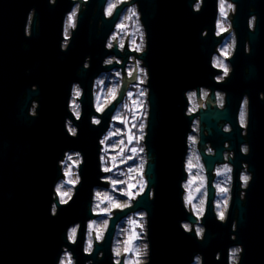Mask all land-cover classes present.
Here are the masks:
<instances>
[{"label":"water","instance_id":"1","mask_svg":"<svg viewBox=\"0 0 264 264\" xmlns=\"http://www.w3.org/2000/svg\"><path fill=\"white\" fill-rule=\"evenodd\" d=\"M231 1L237 4L232 16L237 42L229 60L233 69L225 81L226 105H213L212 92L206 108L193 114H187L184 93L202 81L217 85L219 70L211 61L229 32L217 35L219 0H203L198 11L192 7L195 0L124 1L111 17L105 15L106 0H87L65 47L64 17L76 0H57L54 5L44 0L43 23L36 25L37 11L30 34L15 17L11 23L0 21V264H59L64 247L73 252L77 264L88 260L104 264L112 259L118 224L139 211L146 212L149 245L148 259L141 264H193L197 255L201 264H231L232 246L241 247L237 264H264V99L259 97V90L264 91V0ZM134 2L140 3L147 31L146 49L139 55L148 70L147 183L131 205L111 210L114 214L102 241L96 242L92 229L94 248L86 253L87 224L98 215L92 204L94 192L110 187L109 171L102 164V138L137 75L136 65L130 77L125 70L130 54L135 53L128 45L124 52L117 41L112 48L106 45L120 13ZM253 13L258 14L254 30L249 21ZM111 56L123 60L105 64ZM115 68L122 69L123 82L118 95L100 113L93 99L95 77ZM76 83L81 89L79 117L71 110L70 100ZM242 86L252 91L250 153L245 156L237 151L243 138L235 89ZM33 105L34 113L30 112ZM195 115L200 118L199 146L209 177L202 237L194 227L184 226V222H198L187 210L182 185ZM94 116H99V122L92 120ZM69 121L76 128L74 133ZM221 121L229 122L232 129L224 131ZM225 140L236 149L232 159L236 172L239 159L245 158L252 179L245 199L239 194L238 180L234 182L228 217L222 220L213 208L212 176L216 162L224 159L221 144ZM207 141L213 142L214 154H207ZM71 151L82 157L80 180L71 198L62 202L56 186L65 176L61 162ZM75 224L79 229L72 242L68 235Z\"/></svg>","mask_w":264,"mask_h":264},{"label":"flooded vegetation","instance_id":"2","mask_svg":"<svg viewBox=\"0 0 264 264\" xmlns=\"http://www.w3.org/2000/svg\"><path fill=\"white\" fill-rule=\"evenodd\" d=\"M84 2L81 3V1L76 0L75 4H73L72 8L65 14L64 22H63V45L64 47L68 43L72 30L75 28L78 20L79 12L85 8V2L87 0H83ZM124 1H131V0H106L105 4V15L106 17H111L118 5L121 4V2ZM57 2V0H48V3L50 5H54ZM41 4V7L39 6ZM44 0H0V21L11 23L13 22V19H17L19 23L25 24V29L27 34L31 33V28L34 23V20L36 18V25L39 26L43 23V17H44ZM48 4V5H49ZM188 7V6H185ZM193 10H201L203 7V0H195L192 6ZM237 4L229 1L219 0L218 3V17H217V29L219 27V24L223 22H227L228 27L226 29H223L222 31L218 32L217 35H220L221 33L228 32L226 36L222 39L221 43L218 45L216 52L214 53L212 57V64L215 68H217L219 71L215 75V82L217 83L216 86L209 85V83L201 82L199 85H196L192 88H189L184 94L186 95L188 99V109L187 114H193L198 112L200 107L206 108L207 102L210 101V96L212 92H214L216 100L213 105H218L220 108H224L226 105L228 90L226 89V82L231 75L232 72V64L229 61L231 56L234 54V49L236 48V42H237V35L235 33V30L232 28V16L236 12ZM111 9V11H109ZM252 11L255 10V7L251 8ZM39 12V15L35 17L36 12ZM142 9L140 7L139 2L130 3L127 5L122 13H120V17L115 25V28L113 29L112 33L110 34L108 38L112 41L119 42V48L122 52H124L126 45H128L129 49L134 51L135 53L130 54L129 59L126 63V73L128 76H131L133 74V66L136 65L138 68V75L136 81H133L128 89V92L131 90V88L137 87V92L144 91V88L148 87V70L146 65H144V61L139 57L140 53H142L146 49V43H147V31L146 26L144 23L142 13ZM75 13V17L73 20V24L70 26L68 22L69 16ZM35 17V18H34ZM257 13L251 14L249 17L251 28L254 30L256 22H257ZM125 22V23H124ZM124 23L125 26H122ZM231 30H228V29ZM204 36L207 35V29L203 30L202 33ZM107 45L109 48H112L114 44ZM140 43V44H139ZM224 48H229L230 52L227 53L228 50L222 51ZM247 51L249 52V46L247 45ZM226 53V54H225ZM111 58V59H108ZM105 60V64L118 61L121 62L123 59L118 58L116 56L108 57ZM218 63H222L223 67L217 66ZM224 67H227L228 72L227 75L224 74ZM145 73L147 74V81H143V78L145 76ZM123 76L124 73L121 68H115L112 70L104 71L102 72L98 77H95L94 81V100H95V106L96 109L102 113L104 108L102 110H99L96 105V94L98 89V80L102 79L104 80V85L107 86L108 84L112 83L113 78L115 81L120 82V86L123 82ZM225 87V88H224ZM79 88L78 84H74L73 91ZM127 92V93H128ZM251 92L249 88L237 87L235 89V94L239 95L240 103L239 108L237 112V121L239 124V127L241 128L240 133L243 141L237 144V151L240 153V155L245 156L248 153H250V145L247 140V134H248V122H249V112L250 111V102L251 101ZM73 97V93H72ZM259 97L260 99H264V91L263 89L259 90ZM72 99V98H71ZM70 99V100H71ZM79 99V98H78ZM147 101H148V93H147ZM112 102V101H111ZM110 104V103H109ZM36 105V103H35ZM35 105L31 108L32 113L35 112ZM73 103L71 100V109H72ZM149 106V103H148ZM147 106V107H148ZM107 107V106H106ZM105 107V108H106ZM81 109V107H80ZM81 111V110H80ZM148 113H149V107H148ZM147 113V114H148ZM77 117H79V113H75ZM94 122H99L100 118L99 116H94L92 119ZM68 124H71L69 121ZM200 118L198 115H195L193 122H192V130L190 131L188 135V151L185 158V167L186 168V178L183 180V197L185 204L187 206V210H190L198 219V222L195 225H192L189 222H184V226L186 227V224L191 225V229L194 227L200 237L203 236L204 233V225L202 224V217L205 214L206 211V205H207V198H208V182L209 177L206 169L205 162L203 160L202 154L200 152ZM219 124L222 125V128L224 131L228 132L232 129L231 124L229 122L221 121ZM72 125V124H71ZM208 132H206L207 135ZM222 137H219V140H221ZM230 141L225 140L222 142L221 145H223V161H220L219 163L216 162L213 170V180L212 183L215 187V197L214 198V209L217 214V216L220 218V214L223 213V219L226 220L229 213V207L231 205L232 196H233V187L234 182H239V194L242 196V199L246 198V190L248 188L249 183L252 179V172L249 170V162L245 158L239 159V169L238 172H236V166L232 162V159L235 158L236 149L230 148ZM206 152L207 154H214L216 151L215 146L213 145L212 141H207L206 143ZM244 177H247L248 179L245 181ZM147 183V182H146ZM145 183V187H146ZM145 188H142L140 190V193L143 192ZM222 189H226V191H221ZM139 193V194H140ZM137 194V196L139 195ZM136 196V197H137ZM135 197V198H136ZM135 198H132L128 205H131L133 200ZM125 206V207H126ZM124 208V207H123ZM144 212V211H143ZM133 214V213H132ZM110 221V219H109ZM89 224V223H88ZM87 224V225H88ZM120 224V223H119ZM118 224V225H119ZM73 226H76V235L78 233L79 224H75ZM72 226V227H73ZM71 227V228H72ZM70 228V229H71ZM118 228V227H117ZM187 228V227H186ZM88 232V229H87ZM117 232V230H116ZM106 233V232H105ZM87 234V233H86ZM75 235L74 238H70L72 242H75L77 239V236ZM104 235V234H103ZM116 235V233H115ZM114 235V238H115ZM105 236V235H104ZM88 235H86L85 243L87 240ZM104 238V237H103ZM97 240L102 241L103 240ZM96 241V242H97ZM139 241L138 237L133 240H128V243L123 246L122 249L118 250L116 249V246L114 245V239L112 242V259L104 264H141L144 263L146 260L143 259L140 262L136 260V255L134 254L135 251V245ZM95 243V240L93 242V245ZM90 249H85L86 253L92 252L94 246ZM149 247V245H148ZM233 248H239L238 246H232L230 248V259H231V253ZM103 255V251L99 253L98 256L101 257ZM59 264H77V260L73 255V252L68 248L64 247V251L61 255ZM229 259V260H230ZM200 261L201 264V256L197 255L196 259L194 261L198 262ZM231 262V260H230ZM86 264H93V260H88ZM232 264V262H231Z\"/></svg>","mask_w":264,"mask_h":264},{"label":"rangeland","instance_id":"3","mask_svg":"<svg viewBox=\"0 0 264 264\" xmlns=\"http://www.w3.org/2000/svg\"><path fill=\"white\" fill-rule=\"evenodd\" d=\"M229 1V0H224ZM125 23V22H124ZM122 23V26H125ZM228 27L227 22H221L218 27V32ZM114 44V41L109 40L108 45ZM119 45V42H117ZM140 44V43H139ZM223 49V47H222ZM230 52L229 48H224L222 51ZM111 59V58H108ZM135 71V65L132 67ZM138 75V68H137ZM147 74L143 78V81H147ZM136 76V75H135ZM130 77V76H129ZM137 79V76H136ZM120 82L115 81L113 78L112 83L107 86L104 85V80H98V89L96 94V105L99 110L105 108L113 99L118 95L120 90ZM77 90L79 95H76ZM147 88L144 91L140 89L137 92V87L131 88L126 94L125 100L119 105L116 112L113 115L110 128L103 136V150H102V164L103 170L109 171L106 179L110 182L109 188H97L94 192L93 209L97 215L96 219H92L88 224V235L85 249H90L95 240L93 230H95L96 241L104 237L103 234L107 231L110 217L114 214L111 210L116 208H123L130 203L132 198H135L140 193L142 188H145L146 179L144 177V169L146 166L147 155L145 149L142 148L139 143L133 141L134 136L131 134L133 128L138 129L137 138L144 141L146 134L147 121L140 123L138 116L143 115L146 117L148 112L147 101ZM81 89L76 88L73 91L72 97V109L75 113L80 112V101L77 97H80ZM145 117L143 118L144 120ZM69 128L76 130V128L69 124ZM73 132V131H72ZM73 132V133H74ZM130 144V146L128 145ZM145 151V156L143 155ZM71 157V159H69ZM146 161H145V160ZM82 161V157L79 152H68L63 159L62 167L65 176L61 178L56 186V192L61 201H68L74 193L75 185L80 180L78 173V165ZM134 161V163H132ZM71 181V183H70ZM67 193V195H62ZM55 211V206H54ZM187 229H191V225L186 224ZM73 229L75 233L73 234ZM76 226H73L69 235L74 238L76 235ZM138 237L139 241L135 245L134 254L136 260L139 262L148 258L149 247L147 241V217L146 212L139 211L131 214L118 225L117 232L114 238L116 249L120 250L124 245L128 243V240H135ZM239 248H233L231 253L232 264H237L240 258ZM239 249V251H236ZM193 264H200V261Z\"/></svg>","mask_w":264,"mask_h":264},{"label":"snow or ice","instance_id":"4","mask_svg":"<svg viewBox=\"0 0 264 264\" xmlns=\"http://www.w3.org/2000/svg\"><path fill=\"white\" fill-rule=\"evenodd\" d=\"M111 11V9L109 10ZM74 17H75V13H72L69 18H68V22H69V25L71 26L73 24V20H74ZM226 54V53H225ZM217 66H220V67H223L222 63H218ZM227 72H228V69L227 67H224V74L227 75ZM76 95L78 96L79 95V91L77 90L76 92ZM98 122V121H97ZM70 131H73L72 129H70ZM69 159H71V157H69ZM245 181L248 179L247 177H244ZM71 183V181H70ZM221 191H226V189H222ZM62 195H67V193H63ZM62 202H66V201H62ZM220 218L223 219V213L220 214ZM75 233V229H73V234ZM236 251H239V249H236Z\"/></svg>","mask_w":264,"mask_h":264},{"label":"trees","instance_id":"5","mask_svg":"<svg viewBox=\"0 0 264 264\" xmlns=\"http://www.w3.org/2000/svg\"><path fill=\"white\" fill-rule=\"evenodd\" d=\"M148 113V112H147ZM147 116H148V114H147ZM145 117L144 115H143V118L145 117V119L146 120H144L143 118H142V116L140 115V116H138L137 118H138V120L137 121H139L140 123H144L145 121H147V118L148 117ZM147 123V122H146ZM137 132H138V129H136L135 130V128H133L132 130H131V134L134 136V139H133V141L132 142H136L137 144L139 143V145L142 147V148H144V141H143V139L141 138V141H139L138 139H136L137 138ZM129 146H130V144H128ZM143 155L145 156V151H143ZM145 160V159H144ZM146 161V160H145ZM132 163H134V161L132 162ZM146 163V162H145Z\"/></svg>","mask_w":264,"mask_h":264}]
</instances>
